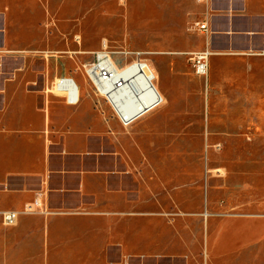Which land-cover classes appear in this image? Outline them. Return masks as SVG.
<instances>
[{
  "label": "crops",
  "instance_id": "1",
  "mask_svg": "<svg viewBox=\"0 0 264 264\" xmlns=\"http://www.w3.org/2000/svg\"><path fill=\"white\" fill-rule=\"evenodd\" d=\"M61 3L0 0V264H264V168L252 169L253 152L231 151L227 172L206 173L214 152L167 151L259 140L264 163V0L156 2L165 44L148 62L163 103L128 127L85 73L49 57L45 17ZM205 50L203 76L190 55ZM60 77L77 82V105L52 90ZM171 106L176 114L151 120ZM37 198L46 212L25 213ZM9 210L20 214L5 225Z\"/></svg>",
  "mask_w": 264,
  "mask_h": 264
},
{
  "label": "rangeland",
  "instance_id": "2",
  "mask_svg": "<svg viewBox=\"0 0 264 264\" xmlns=\"http://www.w3.org/2000/svg\"><path fill=\"white\" fill-rule=\"evenodd\" d=\"M73 2L62 0L61 14L55 17L47 15L45 17V37L48 47L46 50L49 51V57H52L55 61H59L57 66H59L62 72L71 75H83L85 66L95 58L94 52L88 54L84 51L90 48L98 51L104 40H107L114 59L123 64L133 62L137 58L136 52H141V58L148 61V50L165 44L164 20L162 24H156L157 21L152 12V8H154L156 2L159 8L160 6L164 7V0H129L131 5L136 6V10L129 16L123 3H117L116 0H92L86 2L78 0L76 10L70 11L67 8V3ZM79 38L81 39L79 40ZM78 41H81V45ZM80 50L83 53H75ZM81 81L86 82L84 78ZM90 88L93 89L92 86ZM96 98L98 99V97ZM108 109L113 116V111L110 108ZM167 114H176L172 111V106L166 107L165 110H160L157 114H154L151 120L157 121ZM221 130L223 131V129ZM238 134L249 137L254 136L260 139L261 133L259 128H245L241 132H238ZM260 146L258 140V142L248 145L245 143H238L236 145L209 143L204 145L188 144V146H185L173 143L170 144L168 149V146L165 148L169 152L181 150L214 152L216 157L212 156L211 159L205 161L207 173V168H224L227 172L230 166L229 153L234 150L245 151L248 149L251 150L249 152H253L254 156H256L252 169L254 168L257 171L262 170L264 163L260 159ZM153 150L156 153L162 152L161 147L158 145ZM216 171L220 172V174L224 172L222 169ZM217 172L210 173L215 174Z\"/></svg>",
  "mask_w": 264,
  "mask_h": 264
},
{
  "label": "built area",
  "instance_id": "3",
  "mask_svg": "<svg viewBox=\"0 0 264 264\" xmlns=\"http://www.w3.org/2000/svg\"><path fill=\"white\" fill-rule=\"evenodd\" d=\"M205 1V0H201ZM200 31H207V23H195ZM136 59L133 62L123 64L114 59L113 52L107 41H103L102 48L95 52V58L84 68L85 76L92 86L94 94L102 99L113 111L115 117L125 126H130L136 119L145 113L155 109L163 103V97L155 86V76L152 72L148 74L139 69L128 73V68L136 64H142V53L136 52ZM209 50L192 53L190 60L199 75H207L209 71ZM59 88L67 103L77 105L80 101V88L73 78L60 77L53 83L52 90ZM55 92V91H54ZM134 110L133 113L130 111ZM46 212V208L39 198L34 204L28 205L25 213ZM18 211H4L2 221L5 225H12L17 221Z\"/></svg>",
  "mask_w": 264,
  "mask_h": 264
},
{
  "label": "bare ground",
  "instance_id": "4",
  "mask_svg": "<svg viewBox=\"0 0 264 264\" xmlns=\"http://www.w3.org/2000/svg\"><path fill=\"white\" fill-rule=\"evenodd\" d=\"M140 70V71H144L145 73H149V72H152L153 74H154V76L156 75L155 74V72H154V69H153V67L150 65V63L147 61V60H144L143 62H142V64H136V65H134V66H132V68H128V73H132V72H135L136 70ZM74 81H75V79H73ZM75 83L77 84V82L75 81ZM54 91H56V92H59V88H57V87H55L54 89H53ZM160 93V92H159ZM131 113H133L134 112V110H131L130 111Z\"/></svg>",
  "mask_w": 264,
  "mask_h": 264
}]
</instances>
